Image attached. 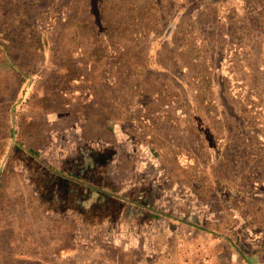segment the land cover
Segmentation results:
<instances>
[{"label": "rangeland", "instance_id": "374dc122", "mask_svg": "<svg viewBox=\"0 0 264 264\" xmlns=\"http://www.w3.org/2000/svg\"><path fill=\"white\" fill-rule=\"evenodd\" d=\"M0 264H264V0H0Z\"/></svg>", "mask_w": 264, "mask_h": 264}, {"label": "trees", "instance_id": "16d2710c", "mask_svg": "<svg viewBox=\"0 0 264 264\" xmlns=\"http://www.w3.org/2000/svg\"><path fill=\"white\" fill-rule=\"evenodd\" d=\"M54 171L57 172V173H60V172H59L58 170H56L55 168H54Z\"/></svg>", "mask_w": 264, "mask_h": 264}, {"label": "crops", "instance_id": "0c3cea01", "mask_svg": "<svg viewBox=\"0 0 264 264\" xmlns=\"http://www.w3.org/2000/svg\"><path fill=\"white\" fill-rule=\"evenodd\" d=\"M123 235V234H122Z\"/></svg>", "mask_w": 264, "mask_h": 264}]
</instances>
